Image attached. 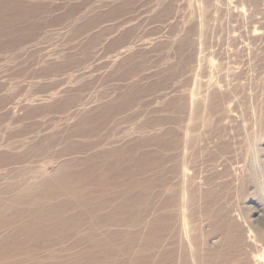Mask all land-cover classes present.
<instances>
[{
  "label": "rangeland",
  "instance_id": "obj_1",
  "mask_svg": "<svg viewBox=\"0 0 264 264\" xmlns=\"http://www.w3.org/2000/svg\"><path fill=\"white\" fill-rule=\"evenodd\" d=\"M201 7L198 0H0V190L39 186L60 163L94 158L100 169L83 182L115 177L113 186L137 185L113 189L110 205L100 207L102 216L120 218L122 198L139 202L143 190L149 197L179 192L181 182L171 172L188 139L196 142L189 151L199 150L198 176L189 182L198 224L229 207L264 233V179L250 169L264 154V80L257 70L264 35L255 45L246 40L252 15L258 13L257 25L249 35L264 30V0H202ZM195 41L206 73L203 61L193 63ZM250 51L255 54L247 56ZM230 91L232 97L222 100L227 117L220 120L210 99ZM235 166L242 170L237 180L230 171L223 175ZM112 168L116 172H106ZM90 187L97 201L106 197L102 187ZM153 204H144L140 216ZM179 215L180 207L153 209L137 227L94 230L86 216V237L75 233L56 242L53 257L44 249L37 256L44 261L19 255L0 264H172L182 253L178 238L155 221L168 218L175 225ZM222 242L211 239L204 250Z\"/></svg>",
  "mask_w": 264,
  "mask_h": 264
},
{
  "label": "bare ground",
  "instance_id": "obj_2",
  "mask_svg": "<svg viewBox=\"0 0 264 264\" xmlns=\"http://www.w3.org/2000/svg\"><path fill=\"white\" fill-rule=\"evenodd\" d=\"M249 1L253 3V1H262V0H249ZM198 4L200 7L199 9L202 10L201 9L202 0H198ZM257 14L252 15V21L249 24H247L248 28L246 31V36H247L246 40L249 42L248 45L257 44V42L260 41V39L257 36L264 35V30L263 31L254 30V32L251 35H249L251 28H254V26L257 25L255 19ZM188 41L190 42V40ZM188 41H184L181 44V48L188 45ZM198 45L199 43L196 41L195 43H193V47L196 50L192 60L193 63H197V65L200 66L202 64L203 59L201 56V52L197 50ZM252 53L255 54V52L250 51V54H248L247 56H251ZM205 61L206 59L203 61L204 63L203 71L206 73L207 68L205 67L206 64ZM225 69L229 70L230 67L226 66ZM257 70L259 72L258 76L260 75V77L264 80V76H263L264 58L260 60ZM232 95H233L232 91L224 94L214 92L212 98L210 99L215 101V106H214L215 113L221 114L220 120H224L227 117L225 113V108L223 106L224 101L222 100H225L226 98L229 99V97H232ZM192 102H194V100ZM192 105L193 104H191V107ZM180 138L181 137L179 136L178 141L180 140ZM184 146L185 148L181 152L182 154H179L177 156V164L173 168V171L171 172L172 174L177 175L179 182H181V189L179 190V192L177 191L176 193H172L171 195H164L161 192L155 197L153 196L149 197L147 194L145 195L146 191L143 190L142 195L140 193V198H138L140 199L139 202H136L134 200V197L130 199L128 197L122 198L119 201L120 203H118V207L120 206L119 210L121 212L117 211L120 213V218H117L118 216H115L113 218L112 215L102 216L101 214H99V211L101 210L102 207L110 205L109 197L113 189L119 187L120 190L124 188L125 190L127 189L128 191H130L131 189H135L137 185L135 186V185L125 184L126 183L125 182L124 184L113 186L111 184V180L112 179L114 180L115 177H113L112 179H108L107 181L106 180L100 181V179H98L93 183L83 182V179H86V175L95 172L93 171L94 169L96 170L100 169L98 168L100 167L99 165L93 164L94 158L88 159L86 161L78 160L79 162L76 161L73 163H60L57 167L55 176H53L49 180L40 183L41 185L39 186H29L26 188H18V184H11L6 186L3 190H0V236L4 234L2 239H0L1 240L0 260H2V258L4 257L10 258L19 255H24V256L26 255V257L30 259H36L38 262L40 261L39 259L41 257L38 259L37 256L38 254H42L44 249H45L44 251L46 250L51 251V253L49 251L48 252L50 253V257H53L56 252L55 250L53 251L51 247L55 245L56 242L60 240H66L72 234L75 233L78 234L83 233L84 238L86 237L85 232L87 233L88 228L82 229L86 225V223L82 224L86 216L89 217L88 221L91 224L89 229L91 230H94L96 226H102L106 228V226L108 225L118 227L121 224L129 225V227H137L141 222H143L145 219L148 218V216L150 215L153 209L156 210L165 209L167 210V212L170 211L171 213L172 209H174L175 207H180L181 215H179L180 220L178 219L179 220L177 222L178 224L174 225L173 223L174 220L172 222V219H168V218H166L163 221L161 218L158 217L155 221V222L158 221L161 224L162 222H164L166 225V231L167 232L170 231L174 237L177 236L178 238V243L180 245L179 248L182 251V253L181 256L178 257L179 259L175 260V262H173L172 264H264V258L262 256L264 252V233L263 232L255 233L248 221V218L246 217V215H244V213L237 211L238 213L234 214L235 213L234 209L226 207L225 211L222 212L220 215L209 213L207 215L208 216L207 220H202L201 222L202 226L198 224L199 221L198 215L196 216V214L194 213V209L197 208L193 207L198 200L195 197L194 190L192 191L189 190V182H195L198 176V171L195 170L194 163L198 157L197 155L199 150L195 149L193 152H190L189 150L191 148L196 147V142H191L188 139L185 140ZM109 155L111 154H108V156ZM63 156L64 155L59 156V158L58 156H55L53 159L57 158L56 160L58 161V159H61ZM103 156L106 157L105 155ZM121 158L123 160H121ZM117 160L118 162L121 163V168H122L125 165L124 158L119 157L117 158ZM117 164L115 163V165ZM250 169H251V173L255 174L256 177H261L262 179H264L263 153L259 152L257 154V157L255 158V161L252 164V168L250 166ZM109 171L116 172L115 168H112L110 170L106 169V172L110 173ZM229 171L232 173V175L236 176L235 179L237 180L239 175L241 174V173L238 174L239 173L238 171L241 172L242 170H241V166L225 168V171H223V175H228ZM157 181L159 180H156V182ZM137 183L141 184L142 182L137 181ZM159 183H157L158 186L161 185ZM168 184L170 185V181L168 182ZM93 185L102 187L104 191H100V192L103 194V196L106 197L102 198L100 201H97V199L99 200V197L97 196L99 193L94 194L91 192H87L89 187ZM96 189L98 188H95V191ZM57 197L60 198L63 197V199L59 203H57L58 201L57 202L54 201L56 203H47L53 199L55 200V198ZM148 202L150 203L153 202L154 203L153 206L151 207V209L147 210L146 214H142L140 216L141 207ZM139 206L140 208L138 209ZM78 207L82 209L84 208L85 210H82L80 214H78L77 212L75 215L65 218L66 216H64L63 214L68 213L69 211L77 210ZM96 209L98 210L96 211ZM204 222L205 224L207 223L208 230L205 228L206 226H204L205 225ZM199 226L201 227L200 228L201 230L203 227L202 237L198 236L199 234H201L200 232L198 235H196L197 233L196 231L198 230ZM176 227L178 230L174 231V228ZM216 238L222 239L223 241L222 245H220L218 248H216L213 251H210L209 249L205 251L204 247L206 249V243H208L211 239H216ZM95 240L96 239L94 238V242ZM171 240L174 241V238ZM124 244L126 245V243ZM132 245L134 244L132 243ZM119 248H121V246ZM158 248L160 247L157 246V249ZM259 252L262 253L260 255H257V258L251 257L253 253H259ZM174 254H172V256ZM45 263L46 262L42 264Z\"/></svg>",
  "mask_w": 264,
  "mask_h": 264
}]
</instances>
